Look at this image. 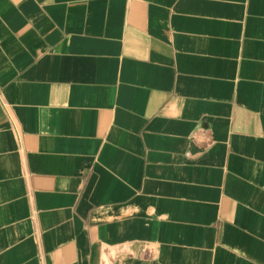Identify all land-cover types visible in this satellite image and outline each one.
Instances as JSON below:
<instances>
[{
	"label": "crops",
	"instance_id": "1",
	"mask_svg": "<svg viewBox=\"0 0 264 264\" xmlns=\"http://www.w3.org/2000/svg\"><path fill=\"white\" fill-rule=\"evenodd\" d=\"M0 264H264V0H0Z\"/></svg>",
	"mask_w": 264,
	"mask_h": 264
}]
</instances>
